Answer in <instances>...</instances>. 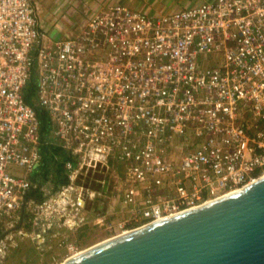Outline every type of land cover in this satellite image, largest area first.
I'll use <instances>...</instances> for the list:
<instances>
[{"label": "built area", "instance_id": "obj_1", "mask_svg": "<svg viewBox=\"0 0 264 264\" xmlns=\"http://www.w3.org/2000/svg\"><path fill=\"white\" fill-rule=\"evenodd\" d=\"M56 28L36 0H0V218L46 153L66 180L45 208L112 235L264 174V0H96Z\"/></svg>", "mask_w": 264, "mask_h": 264}, {"label": "water", "instance_id": "obj_2", "mask_svg": "<svg viewBox=\"0 0 264 264\" xmlns=\"http://www.w3.org/2000/svg\"><path fill=\"white\" fill-rule=\"evenodd\" d=\"M62 264H264V174L94 244Z\"/></svg>", "mask_w": 264, "mask_h": 264}, {"label": "crops", "instance_id": "obj_3", "mask_svg": "<svg viewBox=\"0 0 264 264\" xmlns=\"http://www.w3.org/2000/svg\"><path fill=\"white\" fill-rule=\"evenodd\" d=\"M50 1V2H49ZM68 1V0H65ZM73 2H78L75 4V8L71 11L75 13L77 10L78 13L84 12L87 10V5L83 2H87V0H72ZM96 1V0H90ZM100 1V0H99ZM104 2H108L111 0H101ZM119 1H127V2H138L140 7H147L152 9H159L160 7H164L163 3L156 0H119ZM189 3V5L195 4V2L199 0H185ZM49 2V3H48ZM58 0H36V5H38V10L40 13H46L50 6L55 5ZM151 2V4H150ZM82 3V4H80ZM188 5V6H189ZM158 7V8H157ZM70 8V7H69ZM59 8L56 9V11ZM71 9V8H70ZM63 155L61 152H57V154L51 155L50 153H46L43 158V164H39L34 170L31 171V183L26 192V195L21 198V204L18 209H16L11 215L4 216L0 218V232L2 234V238L0 239V253H3L5 250L4 242L7 238L12 237V241L10 245H16L18 239L24 237L23 235L29 238V241H33V243H37L38 247L41 248L43 245L49 241L47 237H50V240H56L57 234H64L65 232H69L73 229L72 226H68L66 224H59L60 220H64L65 216L61 212L57 211H49V209L45 208V201L47 198H50V201H53L54 193V184L57 182L56 172L52 171V169L58 168L59 164L62 162ZM48 171V172H47ZM29 174V173H28ZM29 177V176H28ZM61 177V176H60ZM62 178V177H61ZM57 198V197H56ZM58 199V198H57ZM92 200V199H91ZM92 204L90 201L87 202V208H85V213L94 214L91 212ZM68 208L66 207V212ZM90 216V215H89ZM15 232L20 233L21 235L15 237ZM41 237H44V239ZM47 240V241H44ZM28 241V242H29ZM44 241V242H43ZM57 243H59V239H57ZM10 248V247H9ZM8 248V249H9ZM7 251V249H6Z\"/></svg>", "mask_w": 264, "mask_h": 264}, {"label": "rangeland", "instance_id": "obj_4", "mask_svg": "<svg viewBox=\"0 0 264 264\" xmlns=\"http://www.w3.org/2000/svg\"><path fill=\"white\" fill-rule=\"evenodd\" d=\"M156 1H160L164 5V7H160L159 9H166L169 11L186 7L189 5V3H193L189 1L186 2L185 0ZM200 1L202 0H199L195 3H198ZM55 3V5L50 6V9L46 13H40L38 10V5L37 11L40 15V19L44 29L53 35H59V33L57 32L56 23L58 21H62L66 25H70L71 23L76 22L77 19H80L82 17V12L74 14V12L71 11L75 4L78 2H73L72 0H58V2ZM83 3L85 4L84 6H86L88 4H92L93 2L87 0V2ZM125 3L130 7H140L138 2L136 1L132 3L125 1ZM57 8L59 9L56 11ZM11 168L13 172L15 171L18 173H22L24 171L23 167L17 164L12 165ZM90 202L93 203L91 212L94 211L96 213L102 210V208H100L101 206L99 199H92L90 200ZM81 214H85V210L82 208ZM20 235V233L15 232V237H18ZM23 236L24 237L18 239L16 245H10L13 239L11 237L5 240V250L1 256L2 264H60L64 261V258H66L67 255H70L73 251L86 249L96 243H99L100 241H103L104 239H107L109 237L111 238L115 235H112L102 224L88 221L86 223L80 222L79 224L74 225L73 229H71L69 232L67 231L64 234L60 235L57 234V236H55L56 240L54 241L50 240V237H47L49 238V241L41 248H39L40 246L38 247L37 243H33V241L31 240L29 241V238L25 237L29 235L24 234ZM57 239H59V243H57ZM71 246H73V248H71Z\"/></svg>", "mask_w": 264, "mask_h": 264}, {"label": "trees", "instance_id": "obj_5", "mask_svg": "<svg viewBox=\"0 0 264 264\" xmlns=\"http://www.w3.org/2000/svg\"><path fill=\"white\" fill-rule=\"evenodd\" d=\"M30 101H32L31 99H30ZM65 167H64V165H63V161L59 164V166H58V168H56V169H52V171H54V172H56V179H57V182H55V186L54 187H60V185L62 184V183H64L65 182V178H61L60 177V175H61V173H62V171H63V169H64ZM48 172V171H47Z\"/></svg>", "mask_w": 264, "mask_h": 264}, {"label": "bare ground", "instance_id": "obj_6", "mask_svg": "<svg viewBox=\"0 0 264 264\" xmlns=\"http://www.w3.org/2000/svg\"><path fill=\"white\" fill-rule=\"evenodd\" d=\"M113 237V236H112ZM111 237V238H112ZM110 238V237H109ZM109 238H107V239H109ZM107 239H104L103 241H105V240H107ZM103 241H100V242H103ZM99 242V243H100ZM96 244H98V243H96ZM93 246V245H92ZM85 249H83V250H75V251H73L69 256H72V255H74V254H76V253H79V252H81V251H84ZM68 257V256H67ZM66 257V258H67ZM65 259V258H64ZM63 262H61L60 264H62Z\"/></svg>", "mask_w": 264, "mask_h": 264}]
</instances>
